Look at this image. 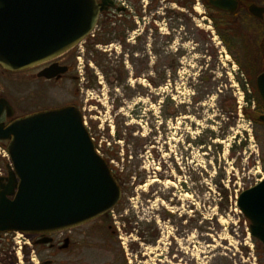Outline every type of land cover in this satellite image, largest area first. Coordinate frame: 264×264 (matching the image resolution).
Wrapping results in <instances>:
<instances>
[{"label":"rangeland","instance_id":"374dc122","mask_svg":"<svg viewBox=\"0 0 264 264\" xmlns=\"http://www.w3.org/2000/svg\"><path fill=\"white\" fill-rule=\"evenodd\" d=\"M146 1L128 0V18L101 17L64 56L73 70L58 84L0 67L16 116L82 111L99 154L120 158L110 165L124 192L114 212L65 232L67 250L36 253L23 234H3L5 264H264L237 205L264 179V124L245 115L254 85L244 90L195 10ZM0 146L2 177L11 162Z\"/></svg>","mask_w":264,"mask_h":264},{"label":"water","instance_id":"95a60500","mask_svg":"<svg viewBox=\"0 0 264 264\" xmlns=\"http://www.w3.org/2000/svg\"><path fill=\"white\" fill-rule=\"evenodd\" d=\"M228 0H217L220 3ZM109 0H0V67L22 72L51 62L82 43L108 10ZM123 9H119L121 11ZM262 17L263 8L251 7ZM66 66L52 64L39 78L59 79ZM257 89L264 103V74ZM9 101L0 99V142L11 161L0 185V235L46 237L89 224L121 202L123 188L84 122L69 105L14 118ZM264 123V115L260 116ZM237 205L250 222V234L264 245V179L243 191ZM65 241L64 248L69 245Z\"/></svg>","mask_w":264,"mask_h":264},{"label":"flooded vegetation","instance_id":"af4514ba","mask_svg":"<svg viewBox=\"0 0 264 264\" xmlns=\"http://www.w3.org/2000/svg\"><path fill=\"white\" fill-rule=\"evenodd\" d=\"M103 1L104 0H98L99 3H102ZM131 1L133 2V0ZM145 1L146 0H142V2L145 3L144 8L146 9L148 2ZM214 1L217 0H160V4L165 3L166 7L168 4L173 5L174 8L181 7L182 11L187 12L188 14L191 10H195L200 16V19L204 21V24L206 22L211 23L213 29L210 30V32L214 37L213 40L215 42L219 39L218 44L222 46L219 51L221 57L225 56L233 67H237L241 76L240 81L242 84H253L257 88L258 77L264 74V12L262 13V17H257L254 16L250 10L252 6H258L264 9V0L221 1V7H217L213 3ZM129 2L128 0H109L108 10L103 12L101 17L107 16L111 18L114 17L113 14L120 15V13H122V16L125 15V17L128 18V11L133 12L132 9H130ZM158 8L161 7L158 5ZM198 8H201L202 11H198ZM119 9L123 10L119 11ZM166 20H173V18L171 16L163 18L164 22H166ZM110 23L112 24V22ZM216 23L218 29L216 28ZM113 25H115V23H113ZM189 26H191V19L190 23H187V27ZM64 56L65 55L28 71L32 72L31 76L34 80H43L44 82L58 84L66 79L67 75L73 70V65L70 62H66ZM55 63L68 68V71L59 79L55 78L48 80L37 76L39 72ZM2 97L3 96H0V98ZM13 119L14 118H7L6 115H4L1 122L9 124ZM7 177L8 174L2 175L0 178V185L2 179ZM66 232L71 233L72 230ZM64 234L65 232L47 235L46 237L52 239L51 242H45V237L42 235H24L30 239V241L25 242V244L32 247L36 253L45 247H48L49 250H67L70 247L71 240L68 237H64ZM2 235H0V261L5 264L7 261L2 260L3 252H5V248L2 249ZM67 239L70 240L69 245L67 248H64ZM6 242L8 243L9 241ZM6 254L7 253L5 252V255ZM31 260L33 261L34 258H31ZM20 262L21 261L19 260V263ZM10 264H18V262L14 263L11 260Z\"/></svg>","mask_w":264,"mask_h":264},{"label":"trees","instance_id":"16d2710c","mask_svg":"<svg viewBox=\"0 0 264 264\" xmlns=\"http://www.w3.org/2000/svg\"><path fill=\"white\" fill-rule=\"evenodd\" d=\"M132 29L134 28L133 26L131 27ZM216 28L218 29V25L216 23ZM108 43V41H107ZM97 55H99V51H96ZM244 90L246 91V84H242ZM255 88V94L250 96L249 94L247 95V102H248V105H253L255 108L254 110H245V115H247V117L251 120V121H254L256 123H262L260 120H259V117L264 114V104H263V101L262 99L260 98L259 96V93L257 91V88L256 86H254ZM114 158H117L118 160H120L119 157L117 156H113V155H110V157L108 158V161L110 162L111 160H113ZM115 172V171H114ZM116 177L119 181V183L121 184V186H123V182L121 181V178L120 176L121 175H117V171H116Z\"/></svg>","mask_w":264,"mask_h":264},{"label":"built area","instance_id":"2783aa9c","mask_svg":"<svg viewBox=\"0 0 264 264\" xmlns=\"http://www.w3.org/2000/svg\"><path fill=\"white\" fill-rule=\"evenodd\" d=\"M0 149H1V147H0ZM3 152H4V156H6L7 154H6V152L3 150ZM1 153V152H0Z\"/></svg>","mask_w":264,"mask_h":264}]
</instances>
